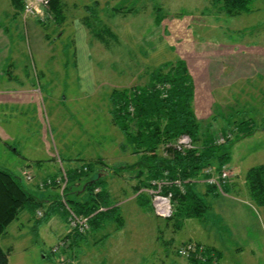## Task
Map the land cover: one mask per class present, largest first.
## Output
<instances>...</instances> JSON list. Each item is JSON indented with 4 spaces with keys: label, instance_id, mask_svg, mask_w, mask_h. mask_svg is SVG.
Returning <instances> with one entry per match:
<instances>
[{
    "label": "rangeland",
    "instance_id": "obj_1",
    "mask_svg": "<svg viewBox=\"0 0 264 264\" xmlns=\"http://www.w3.org/2000/svg\"><path fill=\"white\" fill-rule=\"evenodd\" d=\"M62 2L66 17L62 24L49 17L52 14L47 11L46 2L39 4V13L27 18L23 17V8L21 19L17 18L13 23L12 38L15 40L0 61V95L3 97L0 98V168L20 178L32 193L40 197L43 194L42 198L48 194L45 189L54 190L57 193H51V196L59 201L61 194L55 185L43 188L38 184L61 176L64 169L68 170L73 165L81 166L83 161L102 157L113 171L138 160L137 155L123 147L126 146L124 136L112 122L111 94L115 88L147 82L149 72L159 67L145 61L150 49L158 48L161 43L164 46L167 41L173 46L176 44L180 52L187 51V55L197 62L204 54V47L213 42L220 41L228 48L239 42L242 44L240 47L250 49L249 52L255 42L259 48L264 45V0L254 1L253 10L240 16L217 13L212 0ZM161 18L164 19L161 21ZM30 19L35 21V30L29 27ZM78 21L92 32L89 36H81L85 43L76 33ZM246 44L248 47H244ZM86 46L88 51L84 49ZM209 53L217 52L212 50ZM86 59L91 61V66L81 68V62ZM167 60L171 57L167 56ZM222 61L225 66V58ZM225 73L228 88L212 93L217 102L214 111L217 113L222 103L221 96L234 99L236 106L226 115L220 109L223 116L216 115L214 127L218 131L233 130L235 123L247 120L243 134L233 131L234 136L236 134L233 141L225 143L222 148L229 154L228 163L235 170L237 187L249 193L245 183L247 172L264 164V129L255 130L264 125V98L260 92L262 80L242 79L234 85L228 82L235 79L237 73L229 67L225 68ZM20 89L27 91L20 93ZM247 128L253 129L252 132ZM165 148L168 146L161 147V153ZM80 157V161L75 160ZM24 170L33 176L32 180L23 175ZM124 171L130 174L119 171L110 175L112 197L117 193L121 195L112 198L114 203L132 194L127 179L136 174L137 169L125 168ZM71 190L69 197L78 199L83 187L74 184ZM209 199L206 197L207 201ZM125 202L119 209L125 224L131 223L129 231L132 234L129 231L124 235L112 232L100 240L104 231L94 232L75 249V256L71 259L70 255L63 256L67 254L63 247L52 252L70 230L62 206L58 205L57 212L42 223H37L30 213L22 212L9 225L7 233L0 237V245L8 253V264H100L101 260L96 258L105 256L99 255L100 252L113 250L115 246L120 251L145 253L146 258H133L125 264L132 261L139 264L167 263L169 260L162 261L155 255L158 249L154 219H142L138 206L133 202L123 205ZM151 207L150 202L145 209L150 210ZM261 213L264 220V209ZM216 219L210 212L205 218H193L187 226L176 231L175 242L186 240L190 235L206 239L209 235L207 230L199 231L196 226H212L217 233ZM163 229L162 238L168 240L172 231ZM111 230L108 228L105 232ZM111 235L115 236L112 240L118 239L113 246L107 242ZM168 251V258H175L170 252L172 250Z\"/></svg>",
    "mask_w": 264,
    "mask_h": 264
},
{
    "label": "trees",
    "instance_id": "obj_2",
    "mask_svg": "<svg viewBox=\"0 0 264 264\" xmlns=\"http://www.w3.org/2000/svg\"><path fill=\"white\" fill-rule=\"evenodd\" d=\"M254 1L256 0H212V3L217 13L240 16L253 10ZM12 2L17 13H22L25 0H12ZM63 7L64 4L61 0L48 1L47 11L52 14L49 17H53L54 22L62 24L65 21ZM163 19L161 18V21ZM147 76L148 80L144 84L121 89L115 88L112 91L110 109L112 121L124 136L126 141L124 148L130 149L132 154L137 155L138 160L131 163L130 166H119L113 171L109 170L119 173L125 168L137 169L136 174L139 180L135 185L134 192L146 204L151 202V196L148 192L141 190L153 187L152 181L164 177L166 171L170 179L180 178L185 181L186 191L184 193L176 187L172 188L174 213L171 217L166 218L174 221L177 229H181L186 219L205 218L211 207V203L206 200V197H216L217 193L214 194L215 187L208 184L206 193L203 192L199 187V178L202 170L207 166L229 164V154L222 148L224 144L216 145L214 143L220 133L214 127V119L204 122L197 116L194 106L195 83L184 60H167L158 68L150 71ZM246 121L237 124L246 128ZM248 130L250 131V129ZM182 134H188L192 138L195 148L185 152L165 148L167 155L161 153V147L173 143ZM240 134L242 135L243 131ZM233 139L228 142H232ZM75 160L80 161L81 158ZM101 165L109 166L108 163L98 158L83 161L81 166L65 169L68 178L67 201L78 214L90 216V230L86 233H79L70 229L64 238L65 245L62 247L64 253L67 254L63 256L74 257L75 249L81 246L90 234L104 231L100 238L103 240L112 232L121 230L125 225L119 206L111 205L108 200L110 193L105 185V178L99 177L97 172ZM110 172L108 171V173ZM75 183H82V187L86 183L88 184L79 196L81 198L78 199L69 197ZM245 183L251 199L249 201L264 206V164L249 169ZM38 185L46 188L40 183ZM54 185L58 188L57 183ZM97 188L100 190L97 191ZM168 191L167 188L164 193ZM225 191H228L227 188ZM57 204L64 208L69 227L67 208L61 197L59 201L54 198L52 206L47 207L40 196L24 187L20 178H17L12 172L0 168V237L7 233L9 225L18 219L22 212L30 213L31 218H35L37 223H42L55 213V210L58 209ZM151 208L153 209V206ZM39 211L41 214L38 213ZM108 228H112V230L105 232ZM211 250L212 248H208V251ZM191 260L198 262L195 258ZM0 264H8V253L1 245Z\"/></svg>",
    "mask_w": 264,
    "mask_h": 264
},
{
    "label": "crops",
    "instance_id": "obj_3",
    "mask_svg": "<svg viewBox=\"0 0 264 264\" xmlns=\"http://www.w3.org/2000/svg\"><path fill=\"white\" fill-rule=\"evenodd\" d=\"M21 14L22 13L19 14L17 13V9L14 6L12 0H0V61L2 60L4 53L7 52V49L9 50V46L13 44V41L15 40V38H12L13 35L12 29L14 28L13 23L17 18L21 19ZM29 21H30L29 27L32 30H35L36 27L34 23L35 21L32 19H30ZM76 28H77V32H76L77 36H80L81 41H84L81 38V36H84L83 34H85V36L86 34L87 36L92 34L89 28L87 29L81 21H78L76 23ZM258 32L261 33L262 31H258ZM128 37L131 38V34H129ZM193 42L195 41H192V43ZM256 44L257 42H255L254 48H251L253 50L249 52L250 49L248 50L241 48L240 45L242 44L239 42L232 44L231 48H228L226 44H223L220 41L213 42L212 44H210V46L204 47L205 48L203 50L204 54H202L201 59L197 60V62H194L191 59V56L187 55L186 53L187 51L180 52L181 50H179L176 44L175 46H173L172 44H169L167 43V41H165L164 46H162L163 44L161 43L158 48L150 49L149 56H146L147 58H145V61L148 62L149 64H156L160 66L163 62L167 61V56L171 57V60L180 59V58L184 59L187 63L191 75L193 76L195 83L194 106L197 116L202 121L209 122L211 118L215 120L216 115L218 113L223 116L222 114L223 112L220 113L221 110L225 111L226 113L224 114L226 115L229 109H233L234 106H236L234 99L228 97L227 95H226L227 97L221 96L219 99L222 103L219 104V107L217 108L218 110L217 113L214 111L215 104L217 102L215 101L212 93L215 92L216 90L225 91L226 88H228L226 86L227 81L225 80L226 77L225 68L228 67L233 68L234 73H237L235 79L231 80V82H228L229 84L235 85L237 81H240L242 79L262 80V84H261L262 88L260 92L263 93V98H264V45L262 46V48L261 47L259 48V45ZM244 47H248V44L244 45ZM87 48L88 47L86 46V48L84 49L87 50ZM191 48H193V45H191ZM212 50L216 51L217 53L208 54V52ZM224 58H225V66H224V62L222 61V59ZM247 60H250V62H248ZM226 64L228 66H226ZM82 66H88V67L91 66V61H89V59L83 60L81 62L80 67L82 68ZM86 72L88 73L89 71ZM89 76H90L89 78H93L92 75ZM92 81H94V79ZM83 87L86 88V86ZM19 91L20 93H23L24 91L26 92L27 89L26 90L20 89ZM0 98H3L2 95H0ZM8 98L13 99L12 96H9ZM229 100L231 101L230 103ZM248 119H250V122L252 121V118H248ZM237 123H235L233 130L228 129V131H232V132L234 131L236 134L237 133L239 134L241 133V131L245 130L243 126L238 125ZM260 128L264 129V125L262 127L255 128V130ZM252 130L253 129H251L249 132H252ZM228 131L221 130L220 132H228ZM99 159L106 162V160H104V158L102 157H99ZM76 166L78 167V165H73L71 168H75ZM105 169L106 170L108 169V171L110 172L109 170L110 168L109 166L107 167V165L99 166L97 172L99 175L101 174L99 177L102 176L105 178L106 181L105 185L109 190L110 189L109 180L112 171L108 173V171H105ZM125 172L126 171H122L121 173L125 174ZM126 173L130 174V172H126ZM233 174L234 177L231 183L226 186L228 191L222 194L215 189L213 193L214 194L217 193L216 197H210L211 199H209L211 203V207L209 208L208 212L213 213L215 217H217L216 219V221L218 222L216 229L217 233L215 232L212 226L210 228L207 227L205 228L204 226L203 228L200 226H196L197 230L199 231H204L205 229L207 230L209 235L206 239H204V236L193 237L190 235L187 238H185L186 240L176 243L175 242L176 237L174 234L178 229L174 225V221L157 217L154 214L152 208H150V210L149 209L146 210L145 207H147V204L144 203L142 199H139L137 197V193L134 192L135 185L139 180L137 174L129 176L127 179L128 181L127 184L129 188L132 190L131 195L126 197V199H119L116 203H114L112 202V198H119L121 195L117 193L112 197V194L109 190L110 197L108 200L113 206L114 205L120 206L121 203L124 202L125 200L127 202H125L123 205L129 202H133L135 206H138L137 207L139 212L138 214L141 216L142 219L144 220L146 218L154 219L155 223L157 224V226L155 225V228L157 227L156 228L157 230H154V236L158 249L155 250V255L159 256V259L162 261L169 260L167 263H162V264H215L210 261L203 263L199 261L197 262L193 260H187L185 258L180 257L177 254V248L182 243L187 241H193L205 245L207 248H212L211 252H213L218 257V261L216 264H264V220L261 213L262 209H264L263 208L264 206L262 205L257 206L255 203L246 201V200H251L249 194L246 191L244 192V190H242L241 188L237 187L236 173L234 169H233ZM121 176L125 177L124 175ZM75 184H77V186L82 187L81 186L82 183H75ZM206 186H207L206 183L200 181L199 187L203 192L206 191ZM121 191L123 192L122 194H125V191H123V189H121ZM46 192H48V194L47 195L45 194L44 198H42L43 197L42 194L41 198L44 200L45 206L47 207L52 206L51 204L55 197H52L51 193H57V192L54 190L45 189V193ZM231 192L234 193L235 195L233 196ZM215 203L216 206H212V204L214 205ZM57 210H55V213L57 212ZM66 216L67 215H65V217ZM28 220H30V217L28 218ZM191 220H193V218L186 219L184 221L183 227L187 226L189 221ZM65 222L67 224L66 218H65ZM127 222L128 221H126V223ZM173 225L175 227H173ZM130 227H131V223L128 222L120 231H117L116 233H121L124 235L129 231ZM163 227H165L167 232L172 231L173 233V234L169 233L170 236L168 240L167 238L165 239L162 238V232L164 233ZM129 233L132 234L131 231H129ZM114 237L115 236L112 237L111 235L110 238L107 240L109 246H113L114 243L118 240L117 238L116 240H112L114 239ZM116 247L118 246H115V249L110 248L113 250L100 252L99 255L102 254L105 255V256H98L96 258L97 260L98 259L101 260L100 264H125V261H130L133 258L136 259L146 258L145 253L143 252L120 251L117 250L120 248L119 247L116 248ZM168 249L172 250L170 252L174 253L175 258H170V259L168 258L169 257ZM163 252L165 253L163 254ZM69 258L71 259L72 257L69 256ZM103 260H112V261H103ZM129 264H139V263L137 262L133 263L132 261Z\"/></svg>",
    "mask_w": 264,
    "mask_h": 264
},
{
    "label": "built area",
    "instance_id": "obj_4",
    "mask_svg": "<svg viewBox=\"0 0 264 264\" xmlns=\"http://www.w3.org/2000/svg\"><path fill=\"white\" fill-rule=\"evenodd\" d=\"M49 0H25L24 4V14L23 17L27 18L28 16L35 15L40 12L39 4L45 2L48 3ZM44 12V11H43ZM131 109H133L131 107ZM234 138V133L232 131L220 132L214 140L216 145H223L229 140ZM168 148H173L181 152L195 148V143L188 134L180 135L173 143L167 144ZM167 155V151L164 152ZM23 175L28 179L32 180L33 176L26 170L23 171ZM234 177L233 169L229 164H223L219 166L210 165L205 167L202 170L201 177L199 181H202L210 186L215 187V189L224 194L226 193L225 188L228 184L231 183ZM67 174L64 169L61 176L55 178H48L45 181L40 182L41 186L54 185L57 183L58 189L60 192V197L64 206L67 208L68 212V223L71 230H75L79 233H86L90 230V216L78 214L68 203L67 199ZM153 187L143 188L141 191L148 192L151 196V203L154 209V212L157 216L161 218H169L174 213V203L173 196L174 192L173 187L178 188L182 193L186 191L185 181L180 178L170 179L168 177V172H165L164 177L152 181ZM168 188V192L164 193V190ZM100 188H97V191ZM41 214V212H38ZM65 245V241L62 240L58 246L53 248L54 252H58L60 248ZM177 254L187 260L193 258L197 259L200 262H213L218 261V257L211 251H208V248L204 245L198 244L193 241H187L182 243L177 248Z\"/></svg>",
    "mask_w": 264,
    "mask_h": 264
},
{
    "label": "water",
    "instance_id": "obj_5",
    "mask_svg": "<svg viewBox=\"0 0 264 264\" xmlns=\"http://www.w3.org/2000/svg\"><path fill=\"white\" fill-rule=\"evenodd\" d=\"M100 175H101V174H100ZM100 175H99V176H100ZM87 185H88V184L86 183V184L83 186V190L86 189Z\"/></svg>",
    "mask_w": 264,
    "mask_h": 264
}]
</instances>
